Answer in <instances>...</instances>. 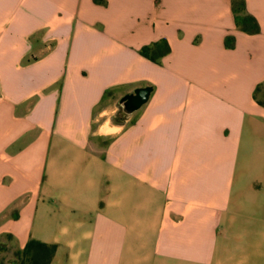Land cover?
<instances>
[{
	"label": "crops",
	"instance_id": "crops-1",
	"mask_svg": "<svg viewBox=\"0 0 264 264\" xmlns=\"http://www.w3.org/2000/svg\"><path fill=\"white\" fill-rule=\"evenodd\" d=\"M243 1L258 33L234 0H0V240L50 264H264V0Z\"/></svg>",
	"mask_w": 264,
	"mask_h": 264
},
{
	"label": "trees",
	"instance_id": "trees-1",
	"mask_svg": "<svg viewBox=\"0 0 264 264\" xmlns=\"http://www.w3.org/2000/svg\"><path fill=\"white\" fill-rule=\"evenodd\" d=\"M243 6V0H234L233 9L239 25L244 31L258 33L260 29L256 19L252 16H243L241 14L243 11ZM169 52L170 47L166 42L156 44L153 47H144L141 50L143 56L154 62H157L161 57L167 55ZM55 251V245H48L38 241H30L23 250V254L27 257L29 264H50Z\"/></svg>",
	"mask_w": 264,
	"mask_h": 264
},
{
	"label": "rangeland",
	"instance_id": "rangeland-1",
	"mask_svg": "<svg viewBox=\"0 0 264 264\" xmlns=\"http://www.w3.org/2000/svg\"><path fill=\"white\" fill-rule=\"evenodd\" d=\"M258 98L264 103V89L258 94ZM106 99L108 100V97ZM121 120L124 122L126 120V115L122 112L121 107H119V112L116 114L114 122H120ZM107 140L108 138H102L99 142L100 145H105ZM0 264L29 263L23 251L16 247L10 238H4L0 240Z\"/></svg>",
	"mask_w": 264,
	"mask_h": 264
},
{
	"label": "water",
	"instance_id": "water-1",
	"mask_svg": "<svg viewBox=\"0 0 264 264\" xmlns=\"http://www.w3.org/2000/svg\"><path fill=\"white\" fill-rule=\"evenodd\" d=\"M152 91L151 86L140 87L123 96L119 101L122 112L126 116H132L149 101Z\"/></svg>",
	"mask_w": 264,
	"mask_h": 264
}]
</instances>
